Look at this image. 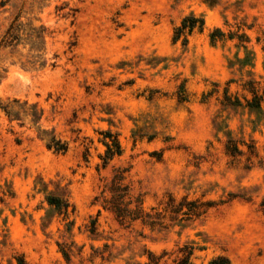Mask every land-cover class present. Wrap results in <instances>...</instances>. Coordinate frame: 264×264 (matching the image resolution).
Listing matches in <instances>:
<instances>
[{
    "label": "rangeland",
    "instance_id": "374dc122",
    "mask_svg": "<svg viewBox=\"0 0 264 264\" xmlns=\"http://www.w3.org/2000/svg\"><path fill=\"white\" fill-rule=\"evenodd\" d=\"M187 16L205 28L184 45ZM249 79L264 83V0H0V264H177L191 248V264H264V110L245 107ZM114 138L123 154L104 169ZM119 169L163 227H127L96 201ZM170 198L211 207L171 221Z\"/></svg>",
    "mask_w": 264,
    "mask_h": 264
},
{
    "label": "trees",
    "instance_id": "16d2710c",
    "mask_svg": "<svg viewBox=\"0 0 264 264\" xmlns=\"http://www.w3.org/2000/svg\"><path fill=\"white\" fill-rule=\"evenodd\" d=\"M205 28V22L195 16H187L182 21L181 25L175 29L174 41H183V44L188 43V38L191 36L196 29L203 31ZM16 29L12 26L7 32L5 38L2 41L1 46H12L16 38ZM210 39L212 44H217L218 42L225 41L226 35L217 29L211 33ZM230 40L238 39L239 46L247 49V44L250 43V39L246 34H238L229 36ZM232 83V82H230ZM243 90L250 95V98H245V107L249 108L251 111L261 114L264 110V83L256 81L254 79H249L244 81ZM224 104L231 107H241L242 102L240 98H233L229 95L228 90L225 92ZM10 114V112H7ZM112 137V136H111ZM48 148L54 150L57 154H65L68 151L67 144H63L56 138L48 143ZM227 155L233 160L238 159L243 156V152L239 149L237 142L229 140L226 146ZM123 154V150L118 138L111 140V144L107 145V152L103 158L104 169L113 161L116 157H120ZM254 148H250V156H254ZM128 170L119 169L115 172L113 178L104 187L101 196L97 198L96 201H100L101 207L112 213L119 223L131 227L136 222H142L152 228L157 226L163 227L165 217H161V214L152 209L151 212H147L144 208V200L141 196L135 197L133 195L130 185L126 182V173ZM49 204L54 207L65 219H69L71 215H74L76 210L75 207L70 203L67 197H53L48 200ZM206 207H211L208 204L200 203L199 201L187 202L183 200L182 202L176 204L174 198H170L167 205V209L171 210V214L175 215L171 217V221H178V217L182 214L181 220L185 217H200L206 213ZM186 209V210H185ZM156 211V212H155ZM168 211V210H167ZM101 212V211H100ZM152 212H155L154 214ZM97 223V222H96ZM96 223H94V229L96 230ZM182 257L179 259L177 264H191V259L193 256V249L189 252L186 250H181ZM63 254L67 261H70L69 252L63 250ZM162 257H157L155 255L150 256L149 264H159ZM19 264H27L25 261H20ZM210 264H231V261L226 257H218L210 262Z\"/></svg>",
    "mask_w": 264,
    "mask_h": 264
}]
</instances>
